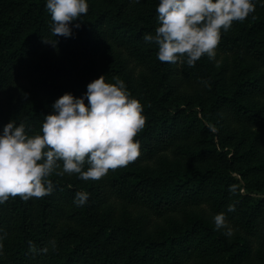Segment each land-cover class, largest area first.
Masks as SVG:
<instances>
[{
  "label": "trees",
  "instance_id": "16d2710c",
  "mask_svg": "<svg viewBox=\"0 0 264 264\" xmlns=\"http://www.w3.org/2000/svg\"><path fill=\"white\" fill-rule=\"evenodd\" d=\"M158 2L88 0L80 27L55 43L46 0H0V131L13 119L29 134L40 133L58 97L81 96L101 75L110 83L123 79L146 116L134 137L140 155L127 166L99 180L54 172L50 195L0 204L2 252L11 264H264V196L230 190L217 126L226 113L256 128L264 141V81L242 69L226 81L207 55L194 66L160 61L155 42L143 39L158 26ZM111 42L126 45L130 59ZM217 50L236 54L238 68L243 56L264 67V4L257 0L254 13L222 32ZM133 63L145 65L149 75H136ZM183 84L193 89L183 97L195 100L192 106L173 103ZM169 155L175 166L161 159ZM77 191L89 193L82 206L74 203ZM220 212L231 235L214 227Z\"/></svg>",
  "mask_w": 264,
  "mask_h": 264
},
{
  "label": "clouds",
  "instance_id": "9594fccd",
  "mask_svg": "<svg viewBox=\"0 0 264 264\" xmlns=\"http://www.w3.org/2000/svg\"><path fill=\"white\" fill-rule=\"evenodd\" d=\"M259 3L264 4V0ZM256 5L257 0H159L158 26L154 34L145 33L143 39L155 42L157 58L162 62L194 66L204 55L214 60L222 32L228 31L234 21H244L255 12ZM45 7L51 15L55 43L57 36H72L73 28L80 27L78 18L81 20L89 10L88 0H46ZM114 80L110 83L101 75L87 84L81 96L65 92L44 115L38 134H29L24 122L17 124L13 119L3 126L0 204L10 197L29 200L50 195L54 185L49 177L54 172L99 180L110 169L125 167L138 158L140 141L134 137L146 123L143 104L131 95L123 79ZM229 188L235 191V185ZM88 197V192L77 191L74 203L82 206ZM228 210L234 211L235 205L230 204ZM213 220L216 230L232 234L224 212L217 213ZM30 248L35 250L31 242Z\"/></svg>",
  "mask_w": 264,
  "mask_h": 264
},
{
  "label": "rangeland",
  "instance_id": "374dc122",
  "mask_svg": "<svg viewBox=\"0 0 264 264\" xmlns=\"http://www.w3.org/2000/svg\"><path fill=\"white\" fill-rule=\"evenodd\" d=\"M112 50L114 52H121L122 57L129 58V48L126 45H121L118 42H111ZM208 58V57H207ZM213 69L216 72H221V75L229 80L230 74L237 73L242 69V74H249L251 77L264 81V67L258 66V64L252 60L249 56H243L240 63V68L237 64L239 57L233 52L223 53L216 49V57L214 60L209 59ZM81 67L85 65L82 61L79 63ZM133 69L135 74L144 73L149 75V69L140 63H133ZM24 72L18 76L19 82L24 80ZM193 95V89L191 86L182 85L176 92L173 103L176 105H185L189 103L190 106L193 99H183L184 95ZM207 97L202 98L203 102L207 101ZM249 101L256 103L258 97H252ZM217 126H221V149L223 150L221 160V170H227L232 185H235L236 194L250 196L251 198H258L264 196V141L260 138L258 130L251 127L248 124L235 122L231 120L226 113H221L217 121ZM245 153L244 157L241 154ZM162 160L170 161L171 166H175L173 156H162ZM160 159V160H161ZM164 161V162H166ZM158 168L160 162H158ZM182 168L185 167V161L181 163ZM226 166H229L226 169ZM233 192V191H232ZM61 224L58 225L60 227ZM56 235V233H55ZM252 247L254 251L259 250L257 239H252ZM0 264H11L9 260L4 256L3 252H0Z\"/></svg>",
  "mask_w": 264,
  "mask_h": 264
}]
</instances>
